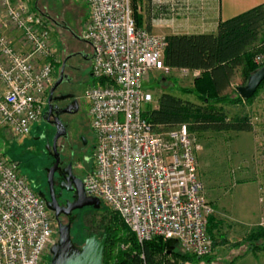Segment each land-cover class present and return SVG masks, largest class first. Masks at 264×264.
I'll use <instances>...</instances> for the list:
<instances>
[{"label":"built area","instance_id":"1","mask_svg":"<svg viewBox=\"0 0 264 264\" xmlns=\"http://www.w3.org/2000/svg\"><path fill=\"white\" fill-rule=\"evenodd\" d=\"M151 1L169 4V12L178 7L175 0ZM83 2L89 14L80 37L91 47L90 72L98 80L83 93L94 136L85 192L115 212L139 244L176 238L182 252L207 256L213 208L198 174L201 145L187 123L157 131L142 115L143 104L154 100L146 85L150 74L175 69L164 63L166 36L136 26L131 0ZM33 4L0 0V128L18 137L40 119L58 57L52 22ZM4 25L18 32L17 44ZM254 59L264 65V50ZM56 235L45 200L18 161L0 152V264H43Z\"/></svg>","mask_w":264,"mask_h":264},{"label":"rangeland","instance_id":"2","mask_svg":"<svg viewBox=\"0 0 264 264\" xmlns=\"http://www.w3.org/2000/svg\"><path fill=\"white\" fill-rule=\"evenodd\" d=\"M36 1L39 8L35 5ZM134 1L136 13L141 14L143 18L139 6L145 0ZM33 6L35 10L49 14L78 36L89 14L83 0H34ZM52 25V42L58 54L53 68L55 77L59 75L63 60L70 53L85 51L91 55L92 51L90 46L72 37L62 26L58 27L53 22ZM155 33L165 36L160 32ZM254 48L255 63V55L264 50V40L258 41ZM68 65L81 67V71L71 73L73 76L77 75L81 82L70 86L79 100L80 111L74 116L64 117L69 123V139L64 144L67 147L69 144L75 145L79 133L92 144L94 136L89 126L87 101L83 97L86 87L94 84V77L90 72L91 61L74 56L68 59ZM199 73L200 71H183L176 68L168 74L162 71L152 72L146 83L154 100L143 104V109L153 108L158 95L163 91L200 102L196 95L184 91L188 87H193V80ZM242 81L240 71L237 70L227 89L228 93H232V97L240 96L236 86ZM255 92L254 98L250 101L244 99L234 105H224L230 116L237 113L249 117L252 124L250 130L191 132L201 145L197 154L198 174L214 216L212 225H209L212 237L210 253L200 259V262L199 259L194 260L193 264H264V237L250 239L252 233L264 231V201L261 200L264 197V80ZM42 128L41 122L36 123L32 126L30 134L22 137L0 128V152L18 161L20 172L28 177L36 191L46 186L45 168L51 162L42 143L35 139ZM61 142L63 140L59 141ZM88 153L92 154L91 147ZM91 162L85 164L86 170L82 177L91 168ZM110 212L111 210L103 204L100 208L85 206L73 210L69 216L61 215L59 219L63 224H70L71 238L76 245L81 246L87 237L92 235H97L99 239L103 237ZM55 224L57 227L56 221ZM57 239L58 233L55 242ZM121 248H126V245H121ZM50 258L48 249L45 251L43 264H47Z\"/></svg>","mask_w":264,"mask_h":264},{"label":"trees","instance_id":"3","mask_svg":"<svg viewBox=\"0 0 264 264\" xmlns=\"http://www.w3.org/2000/svg\"><path fill=\"white\" fill-rule=\"evenodd\" d=\"M134 2L131 0L132 16L136 26L142 27L144 20L141 14L136 13ZM35 5L38 7L37 1ZM77 40L90 46L81 37ZM263 40L264 4L220 20L214 33L167 34L164 63L176 69L200 71L193 80V87L184 89L186 93L196 95L200 102L163 91L158 95L155 107L144 109L143 117L157 131L176 128L183 122L188 124L190 133L205 130H250L249 117L237 113L230 116L224 105H234L244 100L239 95L232 97L227 89L237 70L240 71L242 84L258 68L253 62L256 52L254 46ZM97 82L94 79V83ZM255 93L246 100H252ZM110 213L103 233L106 236L103 264H193L196 260V255L184 253L178 247L171 254H166V241L161 237L139 244L121 218L113 211ZM213 218V213L207 218L210 237L209 225H212ZM261 231L252 233L250 239L264 237V231ZM121 245H126V248H121Z\"/></svg>","mask_w":264,"mask_h":264},{"label":"flooded vegetation","instance_id":"4","mask_svg":"<svg viewBox=\"0 0 264 264\" xmlns=\"http://www.w3.org/2000/svg\"><path fill=\"white\" fill-rule=\"evenodd\" d=\"M62 27L74 37L75 33L73 30L63 25ZM69 55V57L67 56L68 58L65 57L63 60V62L65 61V65L63 68L62 81L50 94V89L52 88L53 83L59 78V75H56L47 91L46 102L40 119L37 121V123L41 122V124H43V128L40 133L35 136L38 143H42L45 153L51 159L48 167L55 162V152H58L59 154L58 168L55 170L52 179V191L55 200L60 207H66L68 203L75 199V180L79 179L83 182L82 174L86 170L85 164L92 161V154L88 153L90 147L93 153V142L92 144L89 143V140L82 133L77 135L75 145L69 144L67 147L64 144L69 139V123L64 117L74 116L80 111L79 100L76 97L75 92L70 89V86L77 85L81 82V80L77 78V75L73 76L71 74L81 71V67L68 65V59L74 56H79L84 60H91V55H88L85 51H73ZM65 109H67V111L63 112ZM59 121L62 122L63 126L60 125L61 123H59ZM57 126L63 129L60 130L63 131V134L56 140L55 151V149H53V137L58 131ZM60 140H63V142L59 143ZM48 167L45 168V171ZM45 182L46 186L41 187L38 191L43 192L45 200H49L51 198V189L47 181V171L45 173ZM61 215L69 216L63 213H61L60 216Z\"/></svg>","mask_w":264,"mask_h":264},{"label":"water","instance_id":"5","mask_svg":"<svg viewBox=\"0 0 264 264\" xmlns=\"http://www.w3.org/2000/svg\"><path fill=\"white\" fill-rule=\"evenodd\" d=\"M45 16L50 19V21L55 23L58 27L62 26L49 14H45ZM74 37L76 39H80V37L76 34H74ZM64 65L65 61L62 63L59 78L53 83V86L50 89V94L52 93L53 89L62 81ZM263 80L264 65L251 72L247 76L245 82L243 84L237 85L236 89L243 99H249L255 93ZM65 111H67V109L63 110V112ZM59 123H61L60 125L63 126L62 122L59 121ZM57 128L58 131L53 137V149H55V151L56 140L63 134V131H60L63 129L61 127L59 128V126H57ZM54 157L55 162L46 169L47 181L51 189V198L49 200H45L43 192L38 191V195L45 200L47 208L54 213L57 221L58 239L49 248L51 258L47 264H103L102 259L106 236L104 235L101 239H99L97 235H92L90 237H87L81 246H78L73 242L71 238L70 224H63L59 220V216L61 213L69 215L75 209H80L85 206L100 208L102 204L98 197L87 195L84 189L83 182L77 179L75 180L74 188V191L76 193L75 199L72 202L68 203L66 207L58 206L52 191L53 174L58 168L59 163L58 152H55ZM177 243L178 240L176 238L166 239V254H171L174 251Z\"/></svg>","mask_w":264,"mask_h":264},{"label":"crops","instance_id":"6","mask_svg":"<svg viewBox=\"0 0 264 264\" xmlns=\"http://www.w3.org/2000/svg\"><path fill=\"white\" fill-rule=\"evenodd\" d=\"M175 1H177L178 7L172 12H169V4L154 5L151 0L143 1L142 5L139 6L144 20L142 27L152 32H160L165 36L174 33H214L217 31L220 20L229 19L247 9L264 4V0ZM1 15L0 11V22H2ZM3 31L17 44L18 32L16 30L4 25ZM204 257H196V259H199L200 262V259ZM187 263L191 264L190 262Z\"/></svg>","mask_w":264,"mask_h":264}]
</instances>
